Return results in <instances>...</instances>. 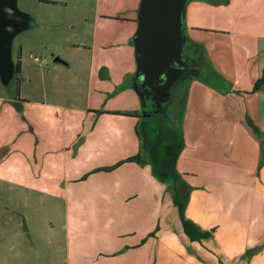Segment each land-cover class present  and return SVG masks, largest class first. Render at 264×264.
<instances>
[{"label":"crops","instance_id":"0c3cea01","mask_svg":"<svg viewBox=\"0 0 264 264\" xmlns=\"http://www.w3.org/2000/svg\"><path fill=\"white\" fill-rule=\"evenodd\" d=\"M104 2L117 7L83 20L93 42L71 44L77 55L62 58L65 48L47 43L56 54L41 81L51 84L55 102L46 90L45 101H31L20 87L15 98L0 97V203L23 222L16 237L53 246L64 236L75 264H264L263 149L241 112L254 111L249 120L261 126L264 89L250 92L264 70V0L186 6L188 53L201 70L174 89L167 116L183 135L175 167L193 187L186 216L213 231L201 242L185 235L165 190L171 182L150 164L127 161L141 151L144 109L132 84L141 0ZM83 61L86 102L77 105L70 95L78 78L64 77ZM61 79L64 91L57 90Z\"/></svg>","mask_w":264,"mask_h":264},{"label":"rangeland","instance_id":"374dc122","mask_svg":"<svg viewBox=\"0 0 264 264\" xmlns=\"http://www.w3.org/2000/svg\"><path fill=\"white\" fill-rule=\"evenodd\" d=\"M104 1L106 0H16V10L19 16L23 17L21 21L26 23V28L15 34L9 51L4 53L6 57L0 65V97L13 98L14 96L15 98L20 87V94L22 93V96H26V93L30 94L31 101H45L43 90H46L47 100L55 102V99L52 98L55 96V91L51 90V84L47 83V87L44 84V80L41 81L42 77L44 78V75L51 71L52 69L50 68L54 65L52 54L56 50H46L47 43L56 44L60 49L64 47L66 53L61 55L62 58H68L71 54L77 55L73 49L69 48L71 44L81 45L93 42L91 29L89 25L84 24L83 20L92 19L95 10L98 8L111 14L117 7V2L108 3ZM102 2H104L103 5ZM73 26H75L74 29L72 28ZM35 58H38L39 62H36ZM18 59L21 64V74H17ZM43 61L45 63H42ZM88 69L89 64L83 61V63L72 69L70 75L64 77L72 80L78 78L75 85V88H77L75 96L70 95L72 98H77V105L85 104L86 102V95H83L81 90L86 87L84 77L88 75ZM24 75L31 76L35 81L28 83ZM56 83L59 91H64L67 88L62 79ZM72 83L74 84L75 82ZM231 86L233 87L232 82L224 81L226 89H231ZM250 93H254L253 90ZM227 94L221 93L223 96ZM237 94H243L242 97H245V92ZM63 100L66 101V98H63ZM259 101L261 110L264 112V92L261 94ZM17 111L20 115H23V108L17 109ZM241 112L244 113V125L249 121L253 124L255 123L249 120V117L253 116L254 111L242 109ZM259 112L261 113L260 110ZM254 125L260 131L264 130V119H262L261 126L257 123ZM174 126L177 129L180 127ZM231 132L229 131L228 136ZM228 136H223L226 154L230 150V146L225 144ZM261 160L259 163L260 167L262 166ZM175 170L178 173L180 171L176 167ZM168 188L169 186L165 190H168ZM37 206L38 203L34 207L29 208L30 215H32L34 208ZM19 209L24 211L20 205ZM45 211V208L40 209V212ZM37 226L39 227L40 224L37 223ZM25 230L21 218L11 208L6 211L4 203H0V264H75V257L73 255L69 256V253H67L68 249L64 236L63 240L56 242L53 246L48 241L45 243V241L38 239L34 245H31L28 236L21 235L16 237L19 233L25 232Z\"/></svg>","mask_w":264,"mask_h":264},{"label":"water","instance_id":"95a60500","mask_svg":"<svg viewBox=\"0 0 264 264\" xmlns=\"http://www.w3.org/2000/svg\"><path fill=\"white\" fill-rule=\"evenodd\" d=\"M15 1L0 0V65L12 38L26 28ZM189 1L141 0L139 25L134 37L138 69L132 84L143 109L146 101H151L158 111L168 115L166 106L173 97V90L185 80L188 67L185 52L189 50L185 13ZM55 62L63 61L56 58ZM143 116L147 115L143 113Z\"/></svg>","mask_w":264,"mask_h":264},{"label":"trees","instance_id":"16d2710c","mask_svg":"<svg viewBox=\"0 0 264 264\" xmlns=\"http://www.w3.org/2000/svg\"><path fill=\"white\" fill-rule=\"evenodd\" d=\"M17 74L21 72L20 60L17 61ZM264 89V70L261 78L255 83L253 92ZM144 109L147 116H139L142 126L139 128L141 151L127 161L140 165H152L155 174L163 181H170L168 193L178 211L183 231L192 242H201L211 238L213 231H202L193 221L187 218L192 187L183 180L175 170L176 160L183 146L182 131L177 129L167 115L158 111L151 101H146ZM126 116H133L129 114ZM247 126L252 135L260 142L263 149L261 164H264V134L252 122Z\"/></svg>","mask_w":264,"mask_h":264},{"label":"flooded vegetation","instance_id":"af4514ba","mask_svg":"<svg viewBox=\"0 0 264 264\" xmlns=\"http://www.w3.org/2000/svg\"><path fill=\"white\" fill-rule=\"evenodd\" d=\"M185 60L188 61V67H187V70L185 72V80L183 81L186 84L188 78L193 76V75H195V74H197V73H199L201 69L194 62L192 56L188 52H185ZM171 103H172V99H171V101H169L168 105L166 106V110H169ZM153 105L157 109V107L155 106L154 103H153ZM143 111H144V114L147 115L146 114L147 111L145 109Z\"/></svg>","mask_w":264,"mask_h":264}]
</instances>
